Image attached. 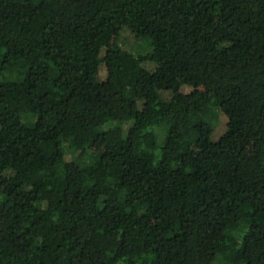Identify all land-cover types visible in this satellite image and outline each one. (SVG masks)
<instances>
[{
	"label": "trees",
	"instance_id": "obj_1",
	"mask_svg": "<svg viewBox=\"0 0 264 264\" xmlns=\"http://www.w3.org/2000/svg\"><path fill=\"white\" fill-rule=\"evenodd\" d=\"M0 264H264V0H0Z\"/></svg>",
	"mask_w": 264,
	"mask_h": 264
},
{
	"label": "rangeland",
	"instance_id": "obj_2",
	"mask_svg": "<svg viewBox=\"0 0 264 264\" xmlns=\"http://www.w3.org/2000/svg\"><path fill=\"white\" fill-rule=\"evenodd\" d=\"M117 41H118L119 45H121V47L128 49L132 52L142 53V52L147 51V48H148L144 41H140V42L133 45L132 39L126 31L121 32L120 38ZM102 51H103V48L100 50L99 55H102ZM143 65L145 67H147L149 70H151L153 68V64L149 63V62L143 63ZM100 78H101V80L104 79V71L103 70L100 73ZM206 82H207L206 78L202 76V77H199L196 80H194L191 85L182 86L179 89V91L182 93H187L192 89H201L206 85ZM104 87H106V86H104ZM169 95H170L169 92L161 91V96L164 99H167L169 97ZM218 120H219V123H218L217 127H215V129L213 130L212 135H211L212 140H215L217 135H219L223 131V128H224L225 117L220 115ZM241 150L246 152V153H249L250 152V142L242 144ZM66 158L67 157H65V159Z\"/></svg>",
	"mask_w": 264,
	"mask_h": 264
}]
</instances>
